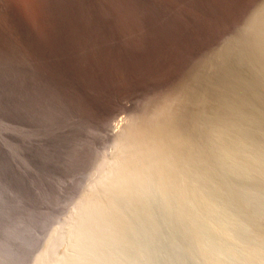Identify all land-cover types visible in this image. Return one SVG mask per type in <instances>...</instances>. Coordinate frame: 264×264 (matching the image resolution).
Wrapping results in <instances>:
<instances>
[{
  "label": "rangeland",
  "instance_id": "1",
  "mask_svg": "<svg viewBox=\"0 0 264 264\" xmlns=\"http://www.w3.org/2000/svg\"><path fill=\"white\" fill-rule=\"evenodd\" d=\"M262 5L0 0V190L56 216L29 264L49 243L47 264H207L205 235L186 202L164 193L150 172L155 143L146 134L173 113L193 141L187 147L196 144L188 150L200 155L179 154L182 167L193 158L186 164L206 198L232 213L236 235L264 257V234H256L264 233Z\"/></svg>",
  "mask_w": 264,
  "mask_h": 264
},
{
  "label": "bare ground",
  "instance_id": "2",
  "mask_svg": "<svg viewBox=\"0 0 264 264\" xmlns=\"http://www.w3.org/2000/svg\"><path fill=\"white\" fill-rule=\"evenodd\" d=\"M264 7V5H262ZM262 9V7H261ZM260 9V10H261ZM264 9V8H263ZM262 9V10H263ZM260 12V11H258ZM263 12V11H261ZM264 13V12H263ZM259 16V14H256V16ZM263 15V17L261 16ZM261 17L263 18L262 21L264 20V14L261 13ZM255 16V17H256ZM259 16V17H260ZM254 17V16H253ZM258 17V19L260 20V18ZM257 18V17H256ZM255 19V18H253ZM257 19V20H258ZM261 21H258V23H260ZM258 23H255V26L258 24ZM253 24V22H252ZM263 25V23H262ZM252 26V25H251ZM258 26V25H257ZM261 26V24L259 25ZM258 26V27H259ZM264 26V25H263ZM253 27V26H252ZM251 28V27H249ZM255 28V27H254ZM261 28V27H260ZM252 29V28H251ZM257 30V29H256ZM255 30V31H256ZM259 30V29H258ZM261 31V30H260ZM258 32V31H257ZM262 32V31H261ZM264 32V31H263ZM262 32V33H263ZM255 34V32L253 33L252 32V35ZM262 36V34H261ZM261 36H260V40H261ZM258 37H259V34H258ZM258 39V38H256ZM259 40V39H258ZM259 40V41H260ZM254 41H256L255 39H253V42L252 44L254 43ZM261 42V41H260ZM264 42V41H263ZM262 42V43H263ZM255 44V43H254ZM261 44V43H260ZM259 42H258V46L260 45ZM264 44V43H263ZM255 46L257 45H254V48ZM261 46V45H260ZM264 47V46H263ZM263 47L261 46L260 49H258L259 53L261 52V49H263ZM252 47V49H254ZM255 48V49H256ZM252 51V50H251ZM254 52V50H253ZM252 52V53H253ZM257 52V51H256ZM258 53V54H259ZM256 53H254L253 55H255ZM257 54V55H258ZM263 54V52L261 53ZM260 55V54H259ZM258 55V56H259ZM256 57V55L254 56ZM261 57V55H260ZM259 57V58H260ZM258 58V59H259ZM263 57H261L262 59ZM257 59V57H256ZM257 59V60H258ZM264 58L262 59V62H263ZM261 62V60H259ZM261 62V63H262ZM264 64V63H263ZM261 66V65H260ZM263 71V70H262ZM186 90V88H185ZM190 90V89H189ZM187 92V91H186ZM194 94V93H193ZM185 95V94H184ZM190 95V93L188 94ZM192 96V95H191ZM186 97V96H185ZM188 98V96H187ZM193 98V97H192ZM184 99V98H183ZM169 101V99H167ZM167 103H170L168 102ZM191 101V100H189ZM184 102V101H183ZM163 103V102H162ZM170 105V104H169ZM168 105V106H169ZM171 106V105H170ZM169 106V107H170ZM168 107V108H169ZM171 108V107H170ZM167 106L164 107V109L162 108V113L164 114V119L166 118V115H167V112L169 114V111L167 110ZM187 110V109H186ZM159 111V110H158ZM157 111V112H158ZM172 111V110H171ZM170 113H173V112H170ZM184 113V111H183ZM162 114V115H163ZM166 114V115H165ZM176 117L177 114L176 113H173L171 114L172 116H174V118L171 116V118L169 119L168 118V122L166 125L164 126H161V124H164V123H160L159 127H156L155 129L152 127V128H146V129H149L151 131H149V133L146 134V137H147V141L149 139V142H150V145L151 143L155 145L152 146V148L150 147L149 148V151L150 152H153L154 155L153 157H156L155 158V163L153 164V168L151 167V175L154 177V180L155 182H158L160 183L159 185V188L161 189H165L164 190V193L167 191V194H168V191H169V194H171L170 192H173L175 195H177L179 197V200L181 199L182 201L186 202V207L188 206V209L185 208L187 211V215L189 213V216H191L189 219L194 221V223L196 224L195 227H197V231L200 233V231L202 232V234L205 235V237H200L199 238H205V239H201L202 240H205L202 241L203 245H206V250H204V254H205V251L207 254L206 257H207V264H264V257L262 256V252L261 254L259 253V249L257 250L255 247L253 246H248L245 244V242H243L237 235H236V230L234 229V226L233 224L235 225V222L236 221L234 219V221L231 220L230 218V213L229 212V215L228 213L223 211V213L218 210L219 208L217 206L214 205V202H210L212 201L210 196L209 198L207 199L206 198V194L204 193V189H206V187L202 190L201 186L199 185V180L200 178H198V171H194L193 170V173H192V161H193V155L192 153H195L194 150L196 151V153L198 152L195 147L192 151L188 150L190 149V147L192 146H196L195 145H190V147L188 148L187 146H189L190 142H187L189 141V136L185 137L186 133H188V129L186 130L185 128V131L186 133L184 134L183 133V130L180 128V126H178L177 124L181 123L180 120L181 119H177L175 118V115ZM182 115V114H181ZM169 116V117H170ZM162 117V116H161ZM144 118V117H143ZM173 118V119H172ZM142 119V118H141ZM176 119V120H174ZM177 120H179V123H177ZM135 122V121H134ZM137 122V121H136ZM139 122V120H138ZM144 122V120L142 121ZM148 122V121H147ZM141 123V122H140ZM145 124V123H143ZM155 124V123H154ZM131 125V124H130ZM132 126V125H131ZM135 126V125H134ZM141 126V124H140ZM182 126V125H181ZM130 127V126H129ZM128 127V128H129ZM136 127V126H135ZM133 127L130 131H128L126 134L130 135V138L132 137V134H133V131H134V128ZM147 127V125H146ZM149 127V126H148ZM142 128V126H141ZM140 129H138L137 127V130L138 131H142ZM183 128V129H184ZM143 129V128H142ZM146 129H144V131L146 132ZM136 131V129H135ZM148 131V130H147ZM126 132V131H125ZM136 132H134V135H135ZM140 133V132H139ZM143 135V133H141ZM141 134H138L141 138ZM197 134V133H196ZM137 135V137H138ZM145 135V133H144ZM136 137V136H134ZM132 137V138H134ZM128 138L127 136V139H130ZM139 138V139H140ZM131 140V139H130ZM144 140V139H143ZM145 141V140H144ZM143 144L145 145L146 143L148 144V142H145ZM163 141V142H161ZM129 141H127L126 144H128ZM136 142V141H135ZM140 141H138L139 143ZM140 142V143H142ZM154 142V143H153ZM193 142V141H192ZM131 143V142H130ZM188 144V145H187ZM192 144V143H191ZM194 144V143H193ZM131 145V144H130ZM142 145V144H141ZM126 146V145H125ZM149 147V146H148ZM172 147V148H171ZM136 148V147H135ZM171 148V149H170ZM193 148V147H192ZM229 148V147H227ZM226 148V149H227ZM234 148V147H233ZM121 149V148H120ZM130 149V148H129ZM225 149V148H224ZM230 149H232V147H230ZM133 150V148H132ZM139 150V149H138ZM137 150V151H138ZM142 150V149H141ZM146 150V149H145ZM148 150V149H147ZM177 150V151H175ZM190 151V153H188V151ZM229 150V149H228ZM233 150V149H232ZM177 152L178 156H177V159H174L173 157H175L173 155V157L171 158L170 156L172 154H175L174 153H171V152ZM147 152V151H146ZM200 152V151H199ZM229 152V151H227ZM144 153V152H143ZM171 153V154H170ZM131 154V153H130ZM147 154V153H146ZM152 154V153H151ZM179 154H182V156H185V157H191L192 155V159H191V162H188V160L190 159V157L185 159V157L183 158V162L185 161V164L183 165V167L187 166L188 167V171L189 173H185L184 172V169L182 167V162L180 161L181 158L179 156ZM189 154V155H188ZM209 154V153H207ZM206 154V155H207ZM188 155V156H187ZM205 155V154H204ZM230 155V154H229ZM232 155V153H231ZM239 155V154H238ZM255 155V154H254ZM139 156V155H138ZM198 155H196L197 157ZM200 156V155H199ZM198 156V157H199ZM216 156V155H215ZM134 157V156H133ZM137 157V156H136ZM145 157V156H144ZM150 157V155H149ZM147 157V158H149ZM195 157V158H196ZM203 157V156H202ZM209 157V156H208ZM171 159H174V160H170ZM256 159V158H255ZM176 160V161H175ZM205 160V159H204ZM209 160V159H208ZM247 160V159H246ZM127 163H125V162ZM171 161H175L176 163H174L175 165H173V163ZM123 162L124 164H129V166L127 167H130L131 164L123 159ZM147 162V161H146ZM149 162V161H148ZM154 162V161H152ZM199 162V161H198ZM206 162V161H205ZM132 163V162H131ZM141 163V162H140ZM188 163H191L190 165H187ZM196 163V162H195ZM212 163V162H211ZM146 164V163H145ZM263 164V163H262ZM121 165V164H120ZM123 165V164H122ZM197 165V164H196ZM203 165V164H201ZM210 165V164H209ZM118 166V165H117ZM124 166V165H123ZM122 166V167H123ZM125 166V167H126ZM132 166H134V164L132 163ZM140 167L139 165H136L135 167L137 168ZM148 166V165H147ZM189 166L191 167L190 170H189ZM204 166V165H203ZM135 167L133 168V170L135 169ZM146 167V165H145ZM199 167V166H198ZM117 168V167H116ZM132 169V167H130ZM129 168V173L131 174L133 172V170L131 171ZM142 168V167H141ZM143 169V168H142ZM150 168H148L149 170ZM205 169V168H204ZM211 169V168H210ZM263 169V168H262ZM119 170V169H118ZM121 170H124L121 168ZM120 170V171H121ZM136 170V169H135ZM147 170V171H148ZM131 171V172H130ZM139 171L136 170L134 171V174L135 172ZM144 171V170H143ZM187 171V170H185ZM119 172V171H118ZM125 172V171H124ZM122 171V173L124 174V176H122L123 174L121 173V176L122 178L124 179L125 175L127 173H124ZM128 172V171H127ZM184 172V173H183ZM191 172L192 175H189ZM120 173V172H119ZM118 173V174H119ZM139 173V172H138ZM112 174V173H111ZM140 174L141 171H140ZM149 174V173H148ZM194 174V175H193ZM133 175V174H132ZM144 175V173H143ZM150 175V176H151ZM182 175V176H181ZM120 175L118 176V178L121 177ZM127 177H129L128 175H126ZM137 176V175H136ZM151 176V177H152ZM132 177V176H131ZM142 177V175H141ZM152 177V178H153ZM118 178L115 177V179H117L119 182H121V180H119ZM134 178V177H133ZM133 178H130L131 180ZM203 178V177H202ZM137 179V178H136ZM146 179V177H145ZM116 180V181H117ZM141 180V179H140ZM148 180V179H147ZM209 180V179H208ZM109 181V180H108ZM114 181V180H113ZM133 181V180H132ZM139 181V180H138ZM149 181V180H148ZM214 181V180H213ZM125 182V181H124ZM129 182V181H128ZM127 182V183H128ZM135 182V181H133ZM137 182V181H136ZM143 182V181H141ZM147 183V182H146ZM153 183V182H152ZM121 184V183H120ZM126 184V183H125ZM125 184H122L125 186ZM124 186L122 187V189L124 188ZM131 186V185H130ZM139 186V184L137 185ZM161 186V187H160ZM1 187V186H0ZM132 188V187H131ZM149 188V187H148ZM4 189V188H3ZM6 189V188H5ZM130 190V188H128ZM208 189V188H207ZM125 190V189H124ZM122 191V190H121ZM215 191V190H213ZM211 193V192H209ZM5 193L3 191L0 190V264H29L31 261H32V258H33V254H34V250L40 246V244L42 243V235L46 232V229L47 227L54 221V219L56 218L55 216V212L54 211H50V212H45V213H41V212H38V211H30V210H27L25 209L24 207V203L20 202L19 200L18 201H14V202H10V201H7L8 199L6 198V196L4 195ZM153 194V193H152ZM160 194V193H159ZM117 195V194H116ZM174 195V196H175ZM212 195V193L210 194ZM165 196V195H164ZM171 196V195H170ZM173 196V197H174ZM47 197V196H46ZM215 198V197H214ZM44 199L45 196L43 198H39L38 200L40 201L39 204L41 203H44ZM172 199V198H171ZM210 199V201H209ZM173 200V199H172ZM25 201V200H24ZM180 202V201H179ZM217 202V201H216ZM221 203V202H220ZM93 204V203H92ZM219 204V203H218ZM182 205V204H181ZM88 206V204H87ZM184 206V205H183ZM59 207V201L57 200L55 203H54V210L58 209ZM91 207V206H90ZM179 207V206H178ZM95 208V206H94ZM181 208V207H180ZM90 209V208H89ZM227 209V207H226ZM94 210V209H93ZM90 212V210H89ZM88 212V214H89ZM92 212V211H91ZM90 212V213H91ZM87 214V212H86ZM93 214V213H92ZM182 215V214H181ZM186 215V214H185ZM239 216V215H238ZM98 220V219H97ZM96 220V221H97ZM87 221V220H85ZM95 221V220H94ZM242 222V221H241ZM96 223V222H95ZM89 224V223H88ZM97 224H98V221H97ZM90 225V224H89ZM99 225V224H98ZM97 226V225H96ZM95 226V228H96ZM250 226V225H249ZM255 226V225H254ZM40 227V228H39ZM80 227V225H79ZM82 227V226H81ZM86 227V226H85ZM89 227V226H88ZM39 228V232L36 233L35 230ZM92 228V227H91ZM98 228V227H97ZM254 229V228H253ZM88 230V228H87ZM98 230V229H96ZM95 232V230H93ZM264 232V230H262ZM97 232V231H96ZM95 232V233H96ZM256 232H258L256 230ZM86 233V232H85ZM84 233V234H85ZM88 233V231H87ZM99 233V232H98ZM198 233V235H199ZM91 234H94V233H91ZM97 234V233H96ZM95 234V235H96ZM239 234V233H238ZM256 234H259L260 237L263 236L264 233H262V235H260V233H256ZM93 235V236H95ZM98 235V234H97ZM86 236V235H85ZM258 236V235H257ZM258 236V237H259ZM257 237V238H258ZM264 237V236H263ZM94 238V237H92ZM255 238V237H254ZM89 240H91L90 238H88ZM95 240V239H94ZM254 240V239H253ZM259 240V239H258ZM88 242V241H87ZM86 242V243H87ZM104 242V241H103ZM259 242V241H258ZM261 242V241H260ZM259 242V243H260ZM59 243V239L58 240H55L52 245L53 247H55L57 244ZM253 243V242H252ZM101 244V242H100ZM258 244V243H257ZM49 246H50V243L48 245V249L46 250V253L44 252V257H40L38 259H35L33 261V264H47L48 262L46 261V258H48L47 256H49ZM99 246V245H97ZM259 246V245H258ZM264 246V245H263ZM94 247V246H92ZM96 247V246H95ZM95 249V248H94ZM203 249V248H202ZM205 249V248H204ZM92 250V249H91ZM264 250V249H263ZM95 251V250H94ZM103 251V250H102ZM96 252H98L96 250ZM204 256V255H203ZM72 260V259H71ZM206 260V261H207ZM84 261V260H83ZM169 261V260H168ZM179 261V260H178ZM47 262V263H46ZM177 262V259L175 260L174 258H172V263L173 264H178ZM90 263V262H89ZM57 264H62L61 262H57Z\"/></svg>",
  "mask_w": 264,
  "mask_h": 264
}]
</instances>
